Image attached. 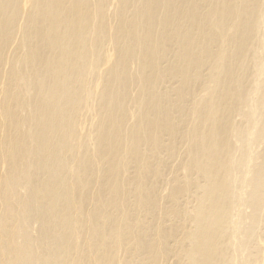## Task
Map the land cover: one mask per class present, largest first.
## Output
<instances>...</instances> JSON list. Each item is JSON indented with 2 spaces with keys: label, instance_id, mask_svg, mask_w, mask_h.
<instances>
[{
  "label": "bare ground",
  "instance_id": "bare-ground-1",
  "mask_svg": "<svg viewBox=\"0 0 264 264\" xmlns=\"http://www.w3.org/2000/svg\"><path fill=\"white\" fill-rule=\"evenodd\" d=\"M0 264H264V0H0Z\"/></svg>",
  "mask_w": 264,
  "mask_h": 264
}]
</instances>
